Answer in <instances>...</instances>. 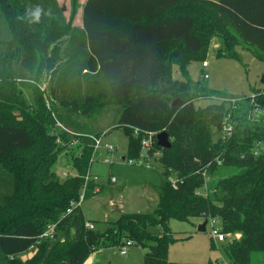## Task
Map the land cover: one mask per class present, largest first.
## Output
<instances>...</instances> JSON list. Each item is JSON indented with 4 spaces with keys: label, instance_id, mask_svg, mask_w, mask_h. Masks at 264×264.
Listing matches in <instances>:
<instances>
[{
    "label": "trees",
    "instance_id": "16d2710c",
    "mask_svg": "<svg viewBox=\"0 0 264 264\" xmlns=\"http://www.w3.org/2000/svg\"><path fill=\"white\" fill-rule=\"evenodd\" d=\"M69 5L66 19L57 0H0V89L8 81L6 89L19 103L22 88L37 79L30 72L38 62L36 75L43 64L53 70L57 102L47 108L35 98L33 116L0 123V210L7 209L0 217V264H84L91 253L123 240L121 246L131 241L149 249L143 264H174L167 258L175 239L167 223L197 217L217 219L227 237L239 235L223 245L224 252L230 264H250L254 252H264V90L236 109L225 102L197 108L194 92L173 78L172 68L208 51L215 36L222 41L216 56L241 45L264 61V0H86L81 28L73 26L77 0ZM106 108H116V125L129 135L128 162L139 157L149 133L156 148L162 131L172 146L161 148L165 180L157 208L121 214L100 231L97 222L87 227L73 204L84 185L91 138L103 132L83 131V123ZM226 119L232 133L223 138ZM55 124L62 127L59 134ZM74 142L84 149L74 159L76 175L61 182L50 168ZM22 150H33L26 167L10 166V154ZM97 186L87 183L84 198L95 196ZM204 186V196L195 193ZM16 196L20 208L11 210ZM49 226L51 237L39 238ZM154 227L161 230L153 233ZM29 250L32 256L21 260Z\"/></svg>",
    "mask_w": 264,
    "mask_h": 264
},
{
    "label": "rangeland",
    "instance_id": "374dc122",
    "mask_svg": "<svg viewBox=\"0 0 264 264\" xmlns=\"http://www.w3.org/2000/svg\"><path fill=\"white\" fill-rule=\"evenodd\" d=\"M58 3L65 6L64 15L67 19L70 12L69 0H58ZM80 23L78 13L73 21V26H80ZM221 47L220 38L216 36L210 38L207 43L208 51L203 52L198 58H191L182 68L176 65L172 68L173 78L189 84L191 92H194V98H196L194 104L197 108L221 101H225V104L228 105L230 99H242L243 101L245 97H251L254 93L264 90V83L261 82L264 78V61L241 45L234 46L231 55L216 56V52ZM203 62L207 63L205 68L202 65ZM38 66V62L33 63L30 75L31 77L37 76V79L32 80V87L22 88L23 96L20 97L19 103H14L16 92L13 94L6 89L8 81H2L6 88L0 89V123L21 124L20 120H24L29 115L33 116L35 114L33 108H36L37 104L35 98L38 99L39 104L47 108H49V103L57 105V102L52 98L51 86L55 76L53 70H43V64L40 66L42 70L36 75ZM204 75L207 78H204ZM203 93L206 96L197 97L198 94ZM115 110L116 108H106L101 115L87 118L83 123L85 125L83 131L99 133L107 131L102 137V144H109L116 148L114 154L107 153L103 148L98 150L97 155L93 158L90 174L98 176V181L95 184L99 185V193L84 198L81 203L82 214L86 222L91 225L97 222L100 231L104 230L108 223L115 222L121 214L152 213L158 204V188L165 180L162 163L159 161L162 156H165V153L161 148H156L154 144L150 143L146 149L142 148L139 157L131 159V163L128 162L129 135L123 127L116 125ZM18 111H21L23 115L21 116L20 112L18 116ZM53 127L57 134L62 130L58 124ZM217 138L218 134L214 132L213 140ZM83 150L82 145H74L60 150L55 163L50 168L51 172L61 182L74 177L76 175V170L73 167L74 159L80 157ZM32 153L33 150L15 151L10 154L11 158L8 162L10 166L26 167L25 159H29ZM104 159H108V163H104ZM175 174L173 171L170 172L169 180L174 181ZM112 178L114 182L111 181ZM20 187L22 189L23 184ZM205 189V186L198 189L197 194L204 196ZM20 200L17 196L11 200L8 203L10 209L18 210L21 205ZM6 211L7 209L0 210V217L4 216ZM203 220L202 217H197L190 218L185 222L175 219L168 221L167 226L175 238L168 245L167 258L170 262L174 264H230L223 245L233 238L239 239V235L225 236L224 242L213 243L209 234L210 225H206L205 232L197 231L198 225ZM214 228L220 230V221H216ZM150 230L157 233L161 229L154 227ZM122 244L91 253L93 259L90 262L93 264L144 263L148 248L134 244L121 246ZM211 244L216 249H212ZM122 249L126 251L125 255L120 253ZM33 253V250H29L20 258L25 260ZM250 264H264V252H254L251 255Z\"/></svg>",
    "mask_w": 264,
    "mask_h": 264
},
{
    "label": "built area",
    "instance_id": "2783aa9c",
    "mask_svg": "<svg viewBox=\"0 0 264 264\" xmlns=\"http://www.w3.org/2000/svg\"><path fill=\"white\" fill-rule=\"evenodd\" d=\"M203 67L205 68L207 66V63L206 62H203L202 63ZM204 78H207L206 75H204ZM240 100L242 101V99H230L229 100V103L233 105V108L236 109V104L239 102L240 103ZM221 102H225V101H221ZM138 130L135 129L134 130V133L137 134ZM107 133V131H103L101 133L100 136L98 137H92L91 138V156H90V159H89V166L87 168V172L84 176V185L82 187V190H81V194L79 196V199L78 201L73 204V205H77V206H80L81 207V203L84 199V195H85V192H86V185L87 183L89 182H97L98 181V176L96 175H91L90 174V167H91V164L93 163V158L97 155V152L99 149L103 148L107 153H110V154H114L116 152V148L109 145V144H102V137ZM232 133V125L230 123L229 120H225L223 122V127H222V136L223 138H228L230 137ZM152 141V134H148V138L146 139H143L142 142H141V146L143 149H146L147 147H149L150 143ZM78 142H74L73 144H71L70 146H74L75 144H77ZM104 163H108V159H104L103 160ZM129 163H131V161H129ZM202 176L204 177L205 176V171L202 173ZM112 182H114V179L112 178L111 180ZM171 183L174 187H176V184L174 183V181L171 180ZM95 192H99V188L98 186L95 188ZM197 194V191L195 192ZM67 212H70V210H67ZM207 220V224L211 226V230H210V236H211V240L213 241V243H220V242H224L225 241V235L221 232V228L220 230H217L214 228V224L216 223V221H218L217 219L215 218H206ZM206 224V225H207ZM87 227L89 228H92V225L87 223L86 224ZM54 229V226H49L47 228V231L42 234L39 238H49L51 237V234H52V231ZM126 245H132V242L131 241H128L125 243ZM122 255H125L126 254V251L125 250H121L120 252Z\"/></svg>",
    "mask_w": 264,
    "mask_h": 264
},
{
    "label": "water",
    "instance_id": "95a60500",
    "mask_svg": "<svg viewBox=\"0 0 264 264\" xmlns=\"http://www.w3.org/2000/svg\"><path fill=\"white\" fill-rule=\"evenodd\" d=\"M261 82L264 83V78H262ZM156 144H157V146H159L163 149H167V150L170 149L172 146L171 142L169 140V135L164 131H162L156 135ZM123 160H124V158H123ZM206 224H207V220L204 219L202 221V223L198 225L197 231L205 232L206 231Z\"/></svg>",
    "mask_w": 264,
    "mask_h": 264
},
{
    "label": "crops",
    "instance_id": "0c3cea01",
    "mask_svg": "<svg viewBox=\"0 0 264 264\" xmlns=\"http://www.w3.org/2000/svg\"><path fill=\"white\" fill-rule=\"evenodd\" d=\"M58 1V0H57ZM86 0H77V3H78V6H77V14L79 13V16H80V21H81V14H82V6L84 4ZM81 24V23H80ZM82 24L80 26H76V27H79L81 28ZM98 188H99V185H98ZM99 193V192H98ZM93 256L89 255V257L87 258V260L84 262V264L86 263H91L90 260L93 259L92 258ZM93 264V262L91 263Z\"/></svg>",
    "mask_w": 264,
    "mask_h": 264
},
{
    "label": "clouds",
    "instance_id": "9594fccd",
    "mask_svg": "<svg viewBox=\"0 0 264 264\" xmlns=\"http://www.w3.org/2000/svg\"><path fill=\"white\" fill-rule=\"evenodd\" d=\"M31 15L34 18V21H38L40 17V10L37 9L36 11L32 12Z\"/></svg>",
    "mask_w": 264,
    "mask_h": 264
}]
</instances>
